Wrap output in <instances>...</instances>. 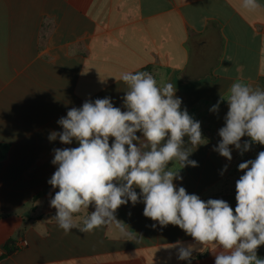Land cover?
<instances>
[{
  "label": "crops",
  "instance_id": "crops-1",
  "mask_svg": "<svg viewBox=\"0 0 264 264\" xmlns=\"http://www.w3.org/2000/svg\"><path fill=\"white\" fill-rule=\"evenodd\" d=\"M258 3L249 11L242 0H0V264H215V243L159 226L143 215V202L117 209L126 232L110 224L65 234L50 206L59 189L48 180L57 168L53 149L78 143L48 137L62 132L57 121L86 100L110 97L126 110L121 75L149 72L159 85L173 83L181 108L201 122L205 144L189 156L198 166L169 164L182 177L174 180L177 189L223 199L234 210L244 174L238 165L264 145L243 155L230 146L229 162L213 150L228 104L218 113L210 108L234 82L264 89V0ZM91 211L74 214L75 223L82 227ZM177 241L192 246L190 260L177 258Z\"/></svg>",
  "mask_w": 264,
  "mask_h": 264
},
{
  "label": "clouds",
  "instance_id": "clouds-1",
  "mask_svg": "<svg viewBox=\"0 0 264 264\" xmlns=\"http://www.w3.org/2000/svg\"><path fill=\"white\" fill-rule=\"evenodd\" d=\"M242 7L254 11L261 5L258 0H242ZM120 79L127 85L126 110L115 107L110 97L86 100L57 121L62 132L53 131L48 137L65 145L78 143V147L53 149L51 163L57 168L48 183L59 189L50 199L58 227L65 234L74 228L89 233L115 224L126 232V224L116 218L117 209L129 201L133 206L143 202V215L159 226H178L200 244L215 243V264H264L257 256L264 245V151L238 165L244 174L235 184L234 210L223 199L204 201L182 186L177 189L174 180L182 177L169 164L198 166L189 156L205 144L201 122L181 108L173 83L159 85L146 71L125 72ZM224 101L228 111L218 131L221 140L213 150L230 162V146L243 155L253 144L264 145V89L234 82L227 98L221 96L210 112L218 113ZM242 137L249 139L241 143ZM110 138H114L111 144ZM90 206L94 211L79 227L74 214ZM174 247L179 260H190L191 245L177 241Z\"/></svg>",
  "mask_w": 264,
  "mask_h": 264
},
{
  "label": "trees",
  "instance_id": "trees-1",
  "mask_svg": "<svg viewBox=\"0 0 264 264\" xmlns=\"http://www.w3.org/2000/svg\"><path fill=\"white\" fill-rule=\"evenodd\" d=\"M253 145H254V144H253ZM253 145H252V147H253ZM256 146H257V145H256ZM12 243H13V242H9V243H8L7 247H8L9 249L11 248ZM260 258H261V259H264V256H263V257H260Z\"/></svg>",
  "mask_w": 264,
  "mask_h": 264
},
{
  "label": "built area",
  "instance_id": "built-area-1",
  "mask_svg": "<svg viewBox=\"0 0 264 264\" xmlns=\"http://www.w3.org/2000/svg\"><path fill=\"white\" fill-rule=\"evenodd\" d=\"M22 245L26 246L27 245V242L26 241H22L21 242ZM2 256V253H1V250H0V257Z\"/></svg>",
  "mask_w": 264,
  "mask_h": 264
}]
</instances>
